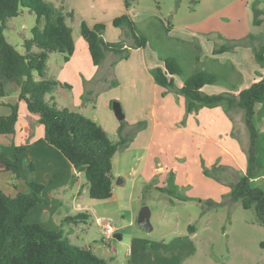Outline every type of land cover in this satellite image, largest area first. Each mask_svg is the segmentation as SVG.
<instances>
[{"label":"rangeland","instance_id":"374dc122","mask_svg":"<svg viewBox=\"0 0 264 264\" xmlns=\"http://www.w3.org/2000/svg\"><path fill=\"white\" fill-rule=\"evenodd\" d=\"M46 1L56 6L64 3V0ZM237 5L240 9L238 13L232 11V6ZM240 5L244 6L243 10ZM130 7L131 17L139 33L147 38L146 56L154 52L159 57H175L183 70L192 68L194 64L196 65L194 67L197 68L200 58H202L201 66L198 68L207 67V59L203 54L207 44L202 43L201 40L202 47L196 48L197 43H192L193 36L200 38L202 34H205V40V36H215L221 40L223 45L235 42L236 46H233L232 49L217 55L224 53V56L219 57L221 61L228 58L237 65L244 63L246 58L243 56V52L235 53V47L251 46L256 40L264 37V20H261L262 12H260L264 11L262 0H243L242 2L240 0H135L131 2ZM69 9L72 8L69 7L65 10ZM81 17H76L75 12L74 19H66L76 42L83 40L79 31L80 21L84 20ZM34 24L35 15L26 8H22L17 16L6 21L4 30L6 40L18 52L23 53V41L30 38V30ZM104 26L102 34H105L106 37L114 39L113 35H117L115 40L109 42L121 41L127 47L132 45V38L126 27L115 28L109 23ZM232 27L240 29L246 27L250 32L245 37L230 39L228 35ZM237 33H240L238 29L235 34L237 35ZM249 34H253L254 40L252 39L251 43H246V37L250 38ZM206 41L208 42V40ZM130 48L134 47H129L127 57L112 52L115 57L113 63L120 61L126 68L130 65H137V57H134L133 53L130 55ZM194 54H198V57L203 56L194 61ZM61 57L58 52L50 53L45 68L46 77L54 76V70L57 67L56 60L61 64ZM190 57L192 62L189 60ZM156 59L158 60V57ZM147 60L149 63L148 58ZM245 63V67L250 70V63L249 65L247 62ZM155 67H160V65H153V68ZM126 68L121 78L112 75L113 80L110 85L104 86L103 89L100 88L94 96L89 97L87 91L81 96L82 103L86 101L91 103V107L85 110L83 115L91 119L96 116L100 122L106 123V132L114 140L119 139L118 128L121 120L116 118L112 108L110 111L114 123L107 122L102 118L101 105L104 104L103 100L108 96L107 94L116 95L115 98H112L111 103L114 100L119 101L125 113L128 109L127 103L134 93L136 92L140 99H144L146 90H148V87L143 88L144 84L139 81L137 83V79L133 80ZM207 70L218 75L226 73L223 66ZM186 72L190 73L191 71ZM108 73L107 71V75ZM245 73L249 75V73ZM257 78L259 79L260 76ZM179 79L180 77L176 78V80ZM87 83L90 85L89 82ZM60 84L62 83L58 82V85ZM203 91L208 94H219L226 91V88L223 83H216L206 86ZM53 95L59 99L60 103L69 106L70 110L79 112L81 105L76 103L78 99L76 86L72 90L71 87L62 85L58 89L55 88ZM24 108H26L25 105ZM149 111L150 108L146 109L142 114L144 116L142 120L135 124L124 119L122 133L128 136V145L133 142V146L137 149L132 153L135 156L134 164L144 166L146 163L147 168H150L151 165H154V157L157 156L162 160L165 155H168L176 161V165L178 164L180 179L177 183L176 179L171 180L170 187L174 188H171L173 194L159 190L167 184L164 187L154 188L152 184L134 183L132 177L128 176L129 179L125 185L116 186L111 199H92L88 196L93 202L95 201L97 215L104 218V221H109L115 227V232L121 236L120 239L113 235L105 237L100 222L95 217L89 216L88 225L84 226V229L87 231V237L95 239L92 244L93 252L104 258L108 264H264V227L258 222L254 208L244 209L239 201H232L228 197L229 195H226L230 193L232 185L236 181L233 182L234 172L229 176L225 175L222 170L216 169V175L221 179L225 178L223 181L205 174L206 166L203 165V162L201 171L199 169L197 172V154L193 150L189 152L188 146L181 164L180 157L176 155H183L180 153L182 147L174 150L175 147L171 143L165 142L156 143L150 150H147L144 138L142 143L138 141L141 137H138L134 142L135 136L138 134L141 136L140 131L142 132L147 127L150 118ZM239 112L241 110L238 107L230 108L235 122L234 131L243 138L244 134H247V129ZM139 122H141V126H138ZM177 125L175 122H169V125L164 127L165 133L172 134L177 129ZM146 132L148 136L150 128ZM204 144L205 139L200 138L199 145L204 146ZM120 154L121 152L115 159L114 168L126 171V168L134 160L128 158L124 160ZM202 173L210 177L209 181L202 180ZM263 173L264 170L259 175ZM118 178L115 179V183ZM178 183L182 185L178 187ZM252 183L257 185L255 182ZM103 205L108 206L107 211L102 210ZM143 206H147L150 211V230L137 224L138 213Z\"/></svg>","mask_w":264,"mask_h":264},{"label":"trees","instance_id":"16d2710c","mask_svg":"<svg viewBox=\"0 0 264 264\" xmlns=\"http://www.w3.org/2000/svg\"><path fill=\"white\" fill-rule=\"evenodd\" d=\"M132 1L135 0H123L127 10ZM22 8L35 15V24L30 30V38L23 41L24 52L20 53L6 40L4 30L6 21L17 16ZM74 17L73 9L65 10L62 4L56 6L46 0H0V97L17 92L18 99L24 101L27 111L36 115L43 126V139L58 149L74 169L84 175L88 196L92 199H108L113 190V156L128 146V136L121 134L124 119L118 128L119 139L110 138L95 120L67 107H59L52 96L58 81L45 76L50 53L58 52L62 54L63 61H67L74 51L72 29L66 22V19L72 20ZM112 25L128 29L132 38L129 47L146 46L147 38L139 33L128 12L115 17ZM104 27L103 23L89 26L84 20L79 24L80 34L87 43L94 65L102 62L107 51L122 54V57L128 55L129 47L121 41L103 39ZM249 37L245 38L246 43L252 42L253 34H249ZM234 44L214 47L213 54L229 51L236 46ZM251 48L263 72L257 81L241 89L237 95L202 92L204 85L225 81L226 75L200 68H195L185 76L182 86L176 88L174 76L183 77L184 70L172 56H160L163 66L152 68L150 73L157 85L166 89L176 88L184 96L187 113L218 105L224 106L226 111L232 107L243 111V122L249 137L247 164L245 172L233 183L228 197L232 201H239L244 209L254 208L258 222L264 227V189L252 183L264 170V142L255 124V105H264V37L260 45L252 43ZM196 59L199 57L196 56ZM9 107L11 111L8 115H0V134H11L15 130L18 104H9ZM138 126H141V122ZM26 148L27 145L0 144V169L21 178L19 156ZM204 173L223 180L213 169L205 168ZM25 182L28 191H18L14 197L0 190V264H108L90 247L72 244L61 228L53 230L36 223H25L28 211L43 202L44 189V185L32 177ZM159 190L173 194L170 188ZM89 216L86 212L65 216L60 220V225L86 222Z\"/></svg>","mask_w":264,"mask_h":264},{"label":"crops","instance_id":"0c3cea01","mask_svg":"<svg viewBox=\"0 0 264 264\" xmlns=\"http://www.w3.org/2000/svg\"><path fill=\"white\" fill-rule=\"evenodd\" d=\"M240 1L242 2L243 0ZM62 5L64 9H68L69 7L72 8L76 12V17L82 16L81 18H83L89 26L96 23H103L107 26L108 23L112 24L115 17L126 12L132 16L131 7L127 10L123 0H64ZM240 7L243 10L244 6L240 5ZM239 10L238 5L232 6L233 12L238 13ZM260 12H262L261 20H264V11ZM237 29L240 33L236 35L235 32ZM249 32L250 31L246 29V27L243 29L232 27L228 37L230 39L241 38L243 36L245 37ZM204 35L202 34L200 38L193 36L194 40L192 43H197L196 48L202 47V43L204 42L207 44L206 51L203 53L204 57L207 59V67H204L205 70L208 68L212 70L220 66L225 68L226 73H224V75H226V79L225 81L218 82L225 85L226 91H223V93L237 95L243 87L246 88L252 82L258 80L257 77L260 76L259 74L263 72V69L256 63L251 46L235 47V53L243 52V56L246 58L244 63H239V65H237V63L232 62L228 58L221 61L219 57L224 56V53L221 55L213 54L214 47L223 44L221 40L215 36H205L206 40H208L207 42L204 39ZM102 37L105 41H112L117 38V35H113L114 39H110L112 37H106L105 34H102ZM252 39L254 40V37ZM262 39L263 37L258 41L256 40L254 45H260ZM73 41V53L67 61H63L61 57V64L56 60L57 67L54 70V76L52 78L62 83L58 85L56 89L65 85L74 90L76 86V92L78 94L76 103L81 105V108L79 107V112L85 114L84 111L91 107V103L89 101L82 103L81 96L87 91L89 97H92L97 94L100 88L103 89L105 88L104 86L108 87L113 80L111 76L114 75V77L117 76L121 78L126 67L120 61H117L115 64L113 63L115 57L114 53L111 51L105 52L104 59L99 65H94L86 41L84 39L78 40L77 42L73 39ZM146 49L147 46L144 48H130V55L133 53L134 57H137V65H130L126 68L127 73L129 76H132L133 80L137 79V83L139 81V83L144 84L143 88L148 87L144 99H140L139 96L136 95V92L134 93L128 101V109H126L127 111L124 113V119H128L127 122L131 124H135L137 121L142 120L144 117L142 114L145 113L146 109L150 108V118L148 119L147 127L143 129L142 132L140 131L141 136H139V134L135 136L134 142L138 137H141L138 141L142 143V139L144 138V140H146L147 150H150L152 145L156 143L165 142L171 143L175 147L174 150L182 147L180 153L183 155H176L180 157L181 164L183 163V156L186 155V147L188 146L189 152L193 150L197 154V172L199 169L201 171L203 162V165L206 166V168L208 167L207 169H213L214 172L216 169H219L222 170L225 175L229 176L234 172V177L238 178L239 175L245 172L247 164V149L249 144L248 132L244 134L243 138L235 133L233 115L230 113V109L226 111L222 105L202 107L197 111L187 113L185 98L183 95L179 94L177 89H166L154 82L150 70L153 68V65L156 64L162 67L163 63L160 57L154 52L146 56ZM197 55L198 54H194L195 58L191 56L194 61ZM202 56L203 55L199 56V58ZM156 57H158V60ZM147 58L149 59V63ZM201 59L202 58L198 61V67L201 66ZM209 62L211 64H208ZM245 62H247L248 65L250 63V70L245 67ZM194 66L196 65L194 64L192 68L184 70V76L180 77L179 80H176L179 76H174L176 88L182 86L183 78L194 71L196 68ZM107 71L109 72L108 75ZM186 71L191 72L187 73ZM245 72L249 73V75ZM230 73L232 75H229ZM87 82H89L90 85H87ZM237 84L238 87H236ZM209 85L214 84L204 85L201 88L202 92H204L203 90ZM107 95L105 100H103L104 104L101 105V110L103 112L102 118L113 124L114 120L110 109L111 100L115 98L116 95ZM52 96L59 107H67L70 109L69 106L60 103L59 99L53 95V92ZM16 103L18 104V119L15 124V130L11 134H0V144L7 145L12 143L15 145H27L26 150L19 156L22 177L16 178L9 171L0 169V190L8 196L14 197L18 191H28L25 182L27 178L32 177L34 180L42 183L44 185V189L42 190L43 202L34 205L28 211L24 218V222L27 224L36 223L44 228L53 230L61 228L64 235L67 236L72 244L88 246L92 249V244H94L95 239H93V237H87V231L84 229V226L88 225L87 221L77 223L69 222L63 226L60 225V220L62 218L65 216H73L79 212H88L89 215L95 217L100 224L105 220L97 215L95 201L93 202L92 199L88 198L87 184L84 175L76 171L72 163H70L58 149L43 139V126L38 121L36 115L29 113L27 109L24 108L25 103L18 99L17 92L14 91L4 97H0V115H8L11 111L9 104ZM145 105H147V107H145ZM255 110V124L258 131L262 134L261 139L264 142V105L257 103L255 105ZM239 113L243 117V111L241 110ZM92 119L98 122L104 130L107 131L106 123L100 122L96 116L92 117ZM169 122L178 124L177 129L172 134L165 133L164 131V127L169 125ZM148 128H150V132L147 136L146 131ZM122 134L125 135V133ZM200 138L205 139L204 146L199 145ZM135 151H137V149H135L132 142L127 147L114 154L112 159L113 190L112 196L109 199L113 197L116 186H120L121 184L125 185L127 183V179H129L128 176L132 177L134 183L152 184L154 188L164 187L167 184L166 186L170 189H174L170 187V185H172L171 180L176 179L175 181L177 183L180 179L178 164L176 165V161L172 160L168 155H165L162 160L157 156L154 157V165L147 168L146 163H144V166L134 164L135 156L132 153ZM120 152V157L124 158V160L127 158L134 160L129 164V167L126 168V171L115 170L114 168L115 159ZM31 166L33 169H31ZM171 166L173 168L169 169ZM201 175L202 180L206 179V181H209L210 177L205 176L203 173ZM117 177H119V180L115 183ZM235 178L233 182L236 180ZM222 179L223 181L225 180V178ZM253 182L264 189V173L254 178ZM181 185L182 184L178 183V187ZM166 186L165 188H167ZM102 210L107 211L108 206L103 205Z\"/></svg>","mask_w":264,"mask_h":264},{"label":"water","instance_id":"95a60500","mask_svg":"<svg viewBox=\"0 0 264 264\" xmlns=\"http://www.w3.org/2000/svg\"><path fill=\"white\" fill-rule=\"evenodd\" d=\"M111 108H112V110H113V112H114V114L118 120L124 119V117H125L124 112L122 110V107H121V104L119 101L114 100L111 103ZM118 180L119 179H117V181ZM149 217H150V211H149L148 207L143 206L138 213L137 224L139 226L146 228L147 230H150L151 226H150V222H149ZM113 236L115 238H118V239L121 238L120 234L116 233V232L113 234Z\"/></svg>","mask_w":264,"mask_h":264},{"label":"built area","instance_id":"2783aa9c","mask_svg":"<svg viewBox=\"0 0 264 264\" xmlns=\"http://www.w3.org/2000/svg\"><path fill=\"white\" fill-rule=\"evenodd\" d=\"M101 226L105 237H110L115 233V227L109 221H103Z\"/></svg>","mask_w":264,"mask_h":264}]
</instances>
